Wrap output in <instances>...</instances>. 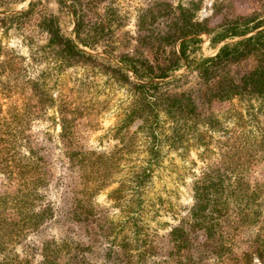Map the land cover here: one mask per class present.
Returning a JSON list of instances; mask_svg holds the SVG:
<instances>
[{"label":"trees","instance_id":"16d2710c","mask_svg":"<svg viewBox=\"0 0 264 264\" xmlns=\"http://www.w3.org/2000/svg\"><path fill=\"white\" fill-rule=\"evenodd\" d=\"M68 1L70 4L66 0L59 3L72 8L75 39L64 36L58 22L50 18L47 26L50 44L58 46L68 58L79 62L92 60L93 55L80 47H90L93 41L86 0ZM170 13L171 34L157 47L156 41L148 43L152 48L151 59L136 50L135 55L121 57L124 67L112 69L118 83L131 86V101L122 123L124 129L133 122L142 123L136 132L120 138L121 144L114 155H97L87 146L85 135L97 127V112L89 104L76 106L68 97H59V142L72 171L75 195L71 220L86 235L83 239L79 235L45 243L40 264H90L86 254L101 240L109 244L108 256L118 264H212L214 259L225 264H250L256 257L264 264L262 234L259 240L258 235L255 239V236L248 237L249 250L238 246L240 253L234 251L236 239L240 241L244 232L253 231L257 223L256 208L264 187L259 181H252L258 164L264 160V124L260 119V115L264 116V30L257 31L262 27L258 25L241 31L225 30L212 42L238 40L224 44L214 57L207 58L194 79L188 75L171 77L185 59L184 47L210 30L205 22L195 20L191 9L180 6ZM177 44L179 55L173 52ZM236 99L245 103L249 129L242 128L245 118L233 106ZM20 114L12 108L9 117L0 116V176H3L0 179V251L4 248L7 251L11 242H20L23 236L36 232L55 215L51 205H44L41 193L48 182L53 155L35 160L34 154L26 155L19 150L23 135L20 127L24 121ZM84 117H87L86 124L81 122ZM231 123L233 127L229 128ZM140 138L146 141L148 159L145 166H134L131 176L119 182L114 191L116 201L131 195L123 222L114 224L101 214L102 210L96 209L91 197L114 183L112 177L121 167L119 160L124 161L137 150ZM38 145V150H46L43 141ZM214 145L218 147L214 149ZM166 147L170 150L203 148L200 158L205 164L193 182L194 203L188 216L172 228L167 239L144 234L140 214L134 212L138 210L134 204L141 201L139 198L153 178ZM215 152L219 159L211 162L209 158ZM86 174L93 181L88 188L83 183ZM231 218L235 219L234 226L228 225ZM159 238L168 240L169 251L166 245L159 246ZM24 261L9 254L0 264H23Z\"/></svg>","mask_w":264,"mask_h":264},{"label":"rangeland","instance_id":"374dc122","mask_svg":"<svg viewBox=\"0 0 264 264\" xmlns=\"http://www.w3.org/2000/svg\"><path fill=\"white\" fill-rule=\"evenodd\" d=\"M85 6L93 41L90 47H80L92 54L93 59L79 62L65 56L58 46L51 45L48 33V20L54 18L62 34L75 39V15L69 5H61L59 0H0V116L9 117L12 108L21 113L24 121L20 127L23 135L19 150L23 154H34L35 160L53 155L48 182L41 193L44 205H51L55 210L54 217L42 228L26 234L20 242H11L7 251L6 248L0 251V262L10 254L24 259L23 264H40L45 243L51 240L61 242L79 235L80 239L85 238L86 234L81 233L79 226L71 220L75 195L72 171L59 142V97H68L76 106L89 104L88 107L95 110V114L97 112V127L85 135L87 146L97 155L112 156L121 144L120 138L136 132L142 124L136 121L124 129L122 123L131 101V86L118 83L113 78L112 69L124 67L121 57L135 55L136 50L152 58L149 52L152 48L148 43L156 41L157 47L170 36L171 9L182 6L193 10L195 20L205 22L210 30L184 47L185 59L171 77L188 75L194 79L207 58L214 57L224 44L238 40L227 39L219 44L212 42L225 30L235 28L241 31L256 25L262 26L257 31L264 30V0H86ZM23 12L27 14L21 15ZM249 19L255 21L248 23ZM167 50L170 51V47ZM173 52L180 54L178 44L173 47ZM233 106L245 118L242 128L249 129L245 103L236 99ZM260 119L264 124V116L260 115ZM81 122L88 123L87 117ZM228 126L232 128L233 123ZM219 136V132L215 133L216 138ZM40 141L46 148L44 152L38 150ZM136 148L124 161L119 160L121 167L112 177L114 183L91 197L96 209L102 210L101 214L108 216L114 224L123 222L126 203L131 197L127 195L116 201L114 191L120 186L119 182L131 176L134 166H145L148 159L144 138L138 140ZM203 151V148L170 150L167 147L162 150V159L155 166L153 178L139 198L141 201L134 204L138 209L134 212L140 214L144 234L167 239L172 228L179 226L188 216L194 203L192 186L195 176L205 166L200 158ZM218 159L216 152L209 158L211 162ZM258 165L252 181L264 184V160ZM0 179H3L2 175ZM83 183L86 188L92 186L89 174L85 175ZM256 211L259 215L255 217L257 223L253 231L249 229L240 241L236 239L234 251L237 254L240 253L238 246L249 250L248 237L255 236V239L258 235L259 240L262 234L264 238V187ZM234 220L231 218L228 225L234 226ZM167 241L159 238L158 244L165 246ZM108 248L109 244L101 240L86 254L88 262L118 264L109 258ZM170 249L166 245V251ZM212 264L225 262L214 259ZM250 264L261 263L256 257Z\"/></svg>","mask_w":264,"mask_h":264}]
</instances>
